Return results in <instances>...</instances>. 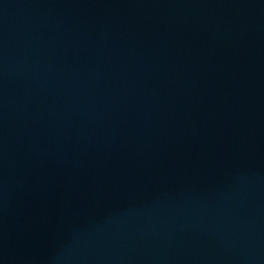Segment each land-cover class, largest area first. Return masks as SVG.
Here are the masks:
<instances>
[{
    "label": "water",
    "instance_id": "water-1",
    "mask_svg": "<svg viewBox=\"0 0 264 264\" xmlns=\"http://www.w3.org/2000/svg\"><path fill=\"white\" fill-rule=\"evenodd\" d=\"M0 264H264V0H0Z\"/></svg>",
    "mask_w": 264,
    "mask_h": 264
}]
</instances>
